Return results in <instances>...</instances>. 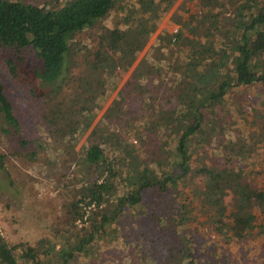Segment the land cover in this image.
<instances>
[{
	"label": "trees",
	"instance_id": "obj_1",
	"mask_svg": "<svg viewBox=\"0 0 264 264\" xmlns=\"http://www.w3.org/2000/svg\"><path fill=\"white\" fill-rule=\"evenodd\" d=\"M175 2L67 0L50 7L0 0V66L15 78L23 54L31 51L39 62L35 75L43 86H51L47 92L52 105L44 117L56 124L59 138L73 139L88 128L106 94L115 88L116 71L131 68ZM115 10L123 12L120 21L125 26H102L95 48H84L88 72L69 100L60 99L69 79L68 64L77 53L74 35ZM170 20L176 30L156 34L158 50L151 49L146 64L132 69L103 117L106 126L91 135L92 143L85 148L87 169L68 217L75 229L77 221L90 228L86 236L82 227L68 237L72 244L56 253L59 264H71L96 233L124 215L125 206L144 203L147 194L162 203L159 215L207 224L227 240L264 234V138H221L228 124L210 114L226 110L232 87L264 82V0H183ZM6 49L13 57L2 58ZM159 88L172 106L150 110L147 104L159 99ZM129 89L138 95L145 113L129 107ZM0 113L19 129L1 77ZM79 113L85 119L75 128ZM158 140L162 142L156 148ZM210 142L219 157L209 154ZM53 251L42 238L32 244L13 243L0 235V264H49Z\"/></svg>",
	"mask_w": 264,
	"mask_h": 264
},
{
	"label": "rangeland",
	"instance_id": "obj_2",
	"mask_svg": "<svg viewBox=\"0 0 264 264\" xmlns=\"http://www.w3.org/2000/svg\"><path fill=\"white\" fill-rule=\"evenodd\" d=\"M25 1L57 7L67 0ZM182 2L183 0H176L171 10L162 18L131 68L126 72L116 71L119 76L115 88L106 94L101 108L89 121L88 128L73 139L59 138L56 124L49 123L48 116L44 117L52 105L47 92L51 86H43L35 75V68L39 66L36 56L31 51L23 54V61L19 63L15 78L3 65L0 66L1 82L20 124L19 129L9 125L0 113V154L4 159V167H0V235L3 238L13 243L30 244L42 238L54 249L49 264H59L56 253L72 244L68 237L77 235V229L82 227L85 229L81 233L86 236L89 225L77 221L75 229L68 217L71 203L77 198V186L87 169L83 162L85 148L92 143L94 135H91H96L106 126L103 117L132 69L137 64H146L151 49L158 50V46L154 44L156 34L161 29L169 32L176 30L170 15ZM122 14L121 10H115L93 28L74 35L73 48L77 53L68 64L69 79L63 86V91L58 94L60 99L69 100L73 95L72 90L89 70L86 59L88 51L84 48H95L103 25L110 28L124 27V21H120L123 20ZM11 57L12 52L4 50L2 58ZM130 90L129 107L137 114L145 113L138 95ZM158 93L161 95L159 99L147 104V108H170L172 105L162 97L161 88ZM226 97V110L219 109L215 114L210 113L219 118L221 123L228 124L227 131L220 133L221 138L225 134L235 137L257 134L261 139L264 138V82L234 86ZM76 116L75 128H78L85 117L81 113ZM104 133L103 131L102 134ZM95 138L94 141H97L99 137ZM126 138L132 137L127 135ZM161 142L157 141L156 148ZM208 147L211 149L208 151L211 157L220 156L211 142ZM195 181L200 180L197 178ZM230 202L231 195H228L226 203ZM124 209L123 216L109 222L103 233H96L82 253H77L69 263L264 264V234L253 233L241 240H227L207 224L192 220L180 223L174 215H159L163 205L153 194H147L144 203L125 206ZM186 251L189 256H186Z\"/></svg>",
	"mask_w": 264,
	"mask_h": 264
}]
</instances>
